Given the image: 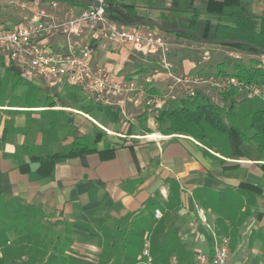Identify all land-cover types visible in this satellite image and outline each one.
I'll return each mask as SVG.
<instances>
[{
  "label": "crops",
  "instance_id": "crops-1",
  "mask_svg": "<svg viewBox=\"0 0 264 264\" xmlns=\"http://www.w3.org/2000/svg\"><path fill=\"white\" fill-rule=\"evenodd\" d=\"M137 1L156 7L171 3ZM226 1L234 0H210ZM244 1L254 15H262L264 0ZM20 5L18 19L9 13L0 24L13 26L42 10L65 19L83 9L50 0ZM167 14L147 10L154 21L164 22ZM91 32L82 26L76 39L83 45L94 42ZM49 43L52 51H65L63 34ZM198 45L225 48L197 41L189 46ZM93 47L94 62L119 76L142 78L158 62L156 56L108 40ZM174 60L175 68L182 67L179 72L201 70L202 62L193 56ZM0 68L12 76L10 94L0 99V264H146L145 247L153 264H170L173 255L179 264H195L199 252L212 251L213 232L230 238L228 264L261 260L264 157L255 150L241 157L225 142L209 148L191 136L167 134L157 112L128 105L123 114L116 101L97 102L83 87L67 83L49 87L5 57ZM18 89L23 94L9 99ZM206 89L199 90L207 94ZM74 147L81 153L58 160L51 175L33 176L40 166L37 158Z\"/></svg>",
  "mask_w": 264,
  "mask_h": 264
},
{
  "label": "built area",
  "instance_id": "built-area-1",
  "mask_svg": "<svg viewBox=\"0 0 264 264\" xmlns=\"http://www.w3.org/2000/svg\"><path fill=\"white\" fill-rule=\"evenodd\" d=\"M95 2L96 6L83 8L78 14L71 13L65 19L42 10L16 25L0 24V57L17 65L25 76L42 79L49 87L67 83L83 87L97 102L111 105L116 101L123 114L128 105L156 113L170 103L195 97L201 87L220 94L239 87L241 98L264 100L263 86L243 84L232 75L175 71L169 59L171 45L167 32L156 27L118 23L108 16L105 0ZM82 26L90 28L94 42L108 40L120 47L131 46L144 55L156 56L157 65L142 78L110 72L106 66L94 62V42L83 45L76 39ZM59 34L65 36L66 48L54 52L49 42ZM208 57L206 52L204 59ZM155 215L162 217L161 210L156 209ZM201 216L206 222L204 213ZM213 239L212 251L199 252L195 264L229 263L230 238L213 232ZM143 253L147 257L145 263L153 264L149 247ZM170 264H179L176 255L171 257ZM257 264H264V254Z\"/></svg>",
  "mask_w": 264,
  "mask_h": 264
},
{
  "label": "trees",
  "instance_id": "trees-1",
  "mask_svg": "<svg viewBox=\"0 0 264 264\" xmlns=\"http://www.w3.org/2000/svg\"><path fill=\"white\" fill-rule=\"evenodd\" d=\"M50 1L88 8L95 0ZM197 1L171 0L168 6L156 7L143 5V2L141 5L137 0H105V8L108 16L121 24L156 27L176 37L238 49L253 55H264V10L262 15L256 16L244 0L219 3ZM153 8L167 11L164 22L148 17L147 10ZM226 61L233 63L232 71L227 69ZM217 69L214 74L232 75L243 84L252 83L264 87V64L259 59H251L249 62L241 58L223 59ZM221 95L223 106L215 104L205 92L198 90L193 99L170 103L158 111L157 122L167 134L191 136L204 142L209 148L225 142L233 155L249 157L253 149L259 157H264V107L249 109L244 114L249 122V135L234 124L228 125L224 115L233 117L236 110L244 112L246 103L255 99L240 98L239 87H232ZM78 149L74 147L67 152L37 158L40 166L33 176L41 179L51 175L58 160L80 154Z\"/></svg>",
  "mask_w": 264,
  "mask_h": 264
},
{
  "label": "rangeland",
  "instance_id": "rangeland-1",
  "mask_svg": "<svg viewBox=\"0 0 264 264\" xmlns=\"http://www.w3.org/2000/svg\"><path fill=\"white\" fill-rule=\"evenodd\" d=\"M26 0H0V8L4 7L3 9L5 10V13L3 15H0V21L4 22L5 21V17L8 16V14L10 13L9 16H13L15 20L18 19L20 16H18V11H20L22 9V6L20 5L22 2H25ZM142 5V2L140 3ZM17 7V8H16ZM19 8V9H18ZM8 16V17H9ZM8 19V18H7ZM169 43H170V53H169V59L171 61H173L176 58L181 60L184 59L188 56H193L194 60L196 62H202V64L200 65L201 70L200 73L203 74H214L217 73V64L220 63L219 61H217V59L223 60V59H236V58H241L243 59L245 62H249L250 60V55L249 53L245 52V51H241V50H233V49H229V48H222L219 51H212L210 49V46L207 45H198L197 47L194 48H190V44H192L194 41L193 40H189V39H185V38H181V37H176L174 36H169ZM87 44V43H85ZM175 45H183V46H175ZM203 47V49L201 48ZM209 50L210 53V58L203 60V56H204V51ZM223 51V52H222ZM227 52H234L233 53V57H230ZM258 59H260L262 61V63L264 64V56H256ZM173 59V60H172ZM149 60L151 62V65L153 66L156 63V60L154 59V57L150 56ZM175 61V60H174ZM175 65V64H174ZM226 67L228 70L233 69V63L227 62L226 61ZM178 68H174L175 71H181L180 68H182L180 66V64H178ZM135 69V68H133ZM136 71V70H135ZM139 71V70H138ZM137 71V72H138ZM3 70L2 68H0V99L5 100L7 94H10V81L12 76L10 74L4 75L2 74ZM193 72L192 70L188 69L187 72L185 73H191ZM130 73V72H128ZM129 75V74H128ZM131 75V74H130ZM129 75V76H130ZM22 89H18L16 91H14V95L12 97H8L9 99H13L16 98V95H21L22 93ZM207 95L211 98V100L215 103L218 104L220 106L224 105V101L222 100V95L220 93H217L216 91L213 90H209L208 88L206 89ZM19 93V94H17ZM241 98V96H240ZM40 99H43V96H40ZM193 99V98H191ZM253 100V99H252ZM246 109L244 110V112H240L238 110L235 111V115L232 117L230 115L225 114L224 115V120L226 123H228V125H236L238 127H240L241 129H243L244 131L249 133V129H248V119L247 117L244 115L247 112V109H253L255 107H264V100L262 99H256L253 101H250L249 103H246L245 105ZM5 241V239H3ZM144 260H147V257H144ZM153 263V262H152Z\"/></svg>",
  "mask_w": 264,
  "mask_h": 264
},
{
  "label": "water",
  "instance_id": "water-1",
  "mask_svg": "<svg viewBox=\"0 0 264 264\" xmlns=\"http://www.w3.org/2000/svg\"><path fill=\"white\" fill-rule=\"evenodd\" d=\"M98 3L97 2H93V3H91V5L90 6H96Z\"/></svg>",
  "mask_w": 264,
  "mask_h": 264
},
{
  "label": "bare ground",
  "instance_id": "bare-ground-1",
  "mask_svg": "<svg viewBox=\"0 0 264 264\" xmlns=\"http://www.w3.org/2000/svg\"><path fill=\"white\" fill-rule=\"evenodd\" d=\"M152 136L156 137V136H158V135H157V134H155V135H152Z\"/></svg>",
  "mask_w": 264,
  "mask_h": 264
}]
</instances>
